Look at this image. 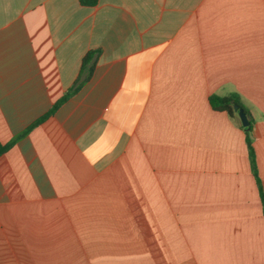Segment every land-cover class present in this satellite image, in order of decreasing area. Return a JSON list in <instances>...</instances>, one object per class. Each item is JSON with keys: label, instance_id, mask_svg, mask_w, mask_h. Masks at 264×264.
I'll return each instance as SVG.
<instances>
[{"label": "crops", "instance_id": "1", "mask_svg": "<svg viewBox=\"0 0 264 264\" xmlns=\"http://www.w3.org/2000/svg\"><path fill=\"white\" fill-rule=\"evenodd\" d=\"M0 264H264V0H0Z\"/></svg>", "mask_w": 264, "mask_h": 264}, {"label": "trees", "instance_id": "2", "mask_svg": "<svg viewBox=\"0 0 264 264\" xmlns=\"http://www.w3.org/2000/svg\"><path fill=\"white\" fill-rule=\"evenodd\" d=\"M97 1L98 0H79V2L82 5H88V6L95 5ZM99 51H100L99 49H90L85 52V54L83 55L81 59L80 72L76 80L73 82V84L64 92V94L61 96V98L57 102H54L52 104V106L46 113H44L42 116L35 119L30 125L24 128L22 131L12 136L11 139L8 140L7 142H4V143L0 142V154L4 152L6 149H8L17 139L24 136L32 126L41 122L48 115H50L56 109V107L62 100H64L69 95L74 93L86 80L89 79V77L91 76L94 70ZM208 100H209L211 107L214 110L226 111L231 116L236 114V111L233 109V104H237L239 107H242L244 111L247 114H249L248 111L239 102L238 96L234 93H229L226 95H218V94L212 93L209 95ZM250 124H251V119H250ZM250 124L247 127L243 126V129L245 133V142H246L247 154H248V158L250 162V167L255 177L257 186H258L259 197H260V201L262 204V210H263V216H264V192L262 190L261 182H260V179L257 173L255 153H254V148L252 145V138L250 134V130H251Z\"/></svg>", "mask_w": 264, "mask_h": 264}, {"label": "water", "instance_id": "3", "mask_svg": "<svg viewBox=\"0 0 264 264\" xmlns=\"http://www.w3.org/2000/svg\"><path fill=\"white\" fill-rule=\"evenodd\" d=\"M233 109L237 112L241 124L247 127L250 124V115L247 114L244 109L239 107L237 104H233Z\"/></svg>", "mask_w": 264, "mask_h": 264}]
</instances>
